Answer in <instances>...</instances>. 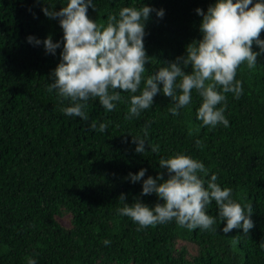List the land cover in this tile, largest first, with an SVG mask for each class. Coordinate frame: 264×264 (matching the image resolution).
<instances>
[{"label": "trees", "instance_id": "obj_1", "mask_svg": "<svg viewBox=\"0 0 264 264\" xmlns=\"http://www.w3.org/2000/svg\"><path fill=\"white\" fill-rule=\"evenodd\" d=\"M65 0H0V264H264V53L251 68L238 66L242 93H226L229 125L203 126L196 119L201 97L173 115L171 97L158 92L153 105L139 116L126 118L130 93H121L113 110L106 111L98 98H90L89 120L62 111L69 101L48 90L51 71L60 60L46 52L43 41L51 34L63 44L58 17L43 7L59 9ZM88 15L106 24L122 6L143 3L164 9L152 11L145 21L144 47L149 57L145 78L160 66L186 54V45L202 35V16L214 0H93ZM260 37L264 38V29ZM253 51L259 46L252 45ZM185 71H191L187 66ZM143 87V80L141 82ZM91 120L106 122L104 132L89 127ZM159 146L153 152L135 151L132 135H144ZM200 139L201 143L196 144ZM183 151L202 160L205 174L217 173L221 186L233 189L242 205L251 204L253 227L247 233L222 231L217 205H207L216 216L217 231L189 229L174 219L139 227L131 217L116 212L121 192L131 203L139 196L153 205L155 193L141 195L142 180L157 172L161 156ZM147 169L141 181L128 173ZM68 218V224L59 219ZM111 242L105 244L103 241Z\"/></svg>", "mask_w": 264, "mask_h": 264}, {"label": "clouds", "instance_id": "obj_2", "mask_svg": "<svg viewBox=\"0 0 264 264\" xmlns=\"http://www.w3.org/2000/svg\"><path fill=\"white\" fill-rule=\"evenodd\" d=\"M95 8L93 0H65L58 10L43 7L49 17H58L63 29V44L54 41L51 34L43 41L33 35L26 39L30 43L44 45L46 52L55 54L61 48L60 60L52 69L49 91L55 90L58 98L69 103L62 111L70 116L89 120L86 111L90 98H98L106 111L116 107L122 99V91L130 93L126 118L139 116L144 109L153 105V97L158 93L171 97L168 111L173 115L188 105L195 89L201 101L196 108V119L203 126L229 125L225 115L226 93L239 96L242 81L236 78L238 66L243 62L249 68L257 64V56L264 53V0H214L207 11L197 7L202 16L199 39L186 45V54L160 66L145 78V62L149 60L144 47L145 21L152 11L157 16L164 15V9H154L152 5L122 6L117 13L107 17L106 24H98L90 18L88 7ZM255 42L258 51H253ZM191 71H185L187 66ZM143 80V87L141 82ZM148 125L144 135H132L135 151H146ZM89 127L104 132L108 124L91 120ZM201 143L200 139L196 144ZM149 145V144H148ZM153 152L159 151L156 144L149 145ZM159 165L167 172H157L142 180L141 195L155 193L159 198L149 205L139 196L131 203L121 192L117 198L121 206L116 212L131 217L139 227L175 220L189 229L201 228L217 231L216 216L209 214L207 205L215 201L217 214L225 221L222 231L228 233L233 228H241L244 233L253 227L251 204L242 205L232 196L233 189L221 186L217 173L206 177L208 169L204 162L183 151H175L167 157L159 158ZM147 169L141 167L129 172L132 182L141 181ZM105 244L111 241L105 239ZM27 264H36L35 257H28Z\"/></svg>", "mask_w": 264, "mask_h": 264}, {"label": "rangeland", "instance_id": "obj_3", "mask_svg": "<svg viewBox=\"0 0 264 264\" xmlns=\"http://www.w3.org/2000/svg\"><path fill=\"white\" fill-rule=\"evenodd\" d=\"M63 224H68V218L65 216V217H61L59 219Z\"/></svg>", "mask_w": 264, "mask_h": 264}]
</instances>
